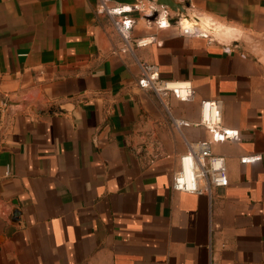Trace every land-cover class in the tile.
Wrapping results in <instances>:
<instances>
[{
	"label": "crops",
	"instance_id": "crops-1",
	"mask_svg": "<svg viewBox=\"0 0 264 264\" xmlns=\"http://www.w3.org/2000/svg\"><path fill=\"white\" fill-rule=\"evenodd\" d=\"M180 1L239 45L155 26L143 0H0V264H264V0ZM116 21L151 42L121 52ZM141 63L193 100L141 88ZM203 99L237 141L195 124ZM201 139L227 184L174 189Z\"/></svg>",
	"mask_w": 264,
	"mask_h": 264
},
{
	"label": "built area",
	"instance_id": "built-area-1",
	"mask_svg": "<svg viewBox=\"0 0 264 264\" xmlns=\"http://www.w3.org/2000/svg\"><path fill=\"white\" fill-rule=\"evenodd\" d=\"M151 3V2H150ZM148 9L146 19L158 27H166L174 24L180 34L185 36L203 37L209 40L214 39L206 29L198 26L194 21H186L176 16L171 17L165 13L170 11L162 8L164 18H158L157 5L151 3ZM98 12L106 11L109 13L116 10H109L99 5ZM170 17V18H169ZM172 18V20H171ZM127 20V19H125ZM115 26L121 34L124 46L121 52L131 50L132 46H143L151 42V37L130 40L126 26L121 21H116ZM226 49H228L226 47ZM141 75L137 84L141 88L151 89L160 99L169 94L174 95L179 100L191 101L195 96V90L189 81H168L160 78L157 66L153 64L141 63ZM220 101L217 99H203L200 101V118L195 124L202 125L210 134L211 141L239 139L237 129L226 128L221 123L219 106ZM176 125H188L189 123L180 120L175 122ZM210 140L201 139L188 145L186 152L178 157V168L173 174L172 186L176 190L194 192L197 194L209 193L212 187L225 186L227 184L226 167L224 157L215 155L210 152ZM258 155H244L240 158L242 163L253 162L258 160Z\"/></svg>",
	"mask_w": 264,
	"mask_h": 264
},
{
	"label": "water",
	"instance_id": "water-1",
	"mask_svg": "<svg viewBox=\"0 0 264 264\" xmlns=\"http://www.w3.org/2000/svg\"><path fill=\"white\" fill-rule=\"evenodd\" d=\"M148 1L155 4V5H158L160 7H164L169 11H173L177 14H181V15L187 17L189 20L194 21L198 26L209 29L208 25H203V23H199V21L196 18L197 16L187 13V9H188L187 4L181 2L180 0H148ZM239 42H240V40H235L233 44L235 46H238ZM8 104L14 106V105L20 104V102L10 100L8 102Z\"/></svg>",
	"mask_w": 264,
	"mask_h": 264
},
{
	"label": "rangeland",
	"instance_id": "rangeland-1",
	"mask_svg": "<svg viewBox=\"0 0 264 264\" xmlns=\"http://www.w3.org/2000/svg\"><path fill=\"white\" fill-rule=\"evenodd\" d=\"M144 2H145V4H147V2H149L148 0H143ZM157 8H163V7H160V6H158L157 5ZM187 13H189V14H193V15H195V16H197V17H202L201 18V20L203 21V25H209L208 24V22H207V19H203V18H209V17H207V16H205V15H203V14H200V13H198V12H196L195 10H193V9H191L190 7H188V9H187ZM170 14H171V16L172 17H174V16H176V17H178V18H180V19H187V20H183V23H185L186 21H191V20H189L187 17H185V16H183V15H181V14H177V13H175V12H173V11H170ZM212 20V22H219L218 20H216V19H214V18H211ZM193 22V21H192ZM219 23H222V22H219ZM222 24H224V23H222ZM210 26V25H209ZM208 27V26H207ZM202 28V27H201ZM203 29H206V31L214 38V39H217V40H221V41H229V40H231V39H237V40H241L242 38H243V36L242 35H239V33H236L233 37L231 36V37H226V36H222V35H220V34H216L215 32H212L211 30H209L208 28H203Z\"/></svg>",
	"mask_w": 264,
	"mask_h": 264
},
{
	"label": "bare ground",
	"instance_id": "bare-ground-1",
	"mask_svg": "<svg viewBox=\"0 0 264 264\" xmlns=\"http://www.w3.org/2000/svg\"><path fill=\"white\" fill-rule=\"evenodd\" d=\"M197 18V20L199 21V23H203V21L201 20V18L200 17H196ZM217 29H219V27H217ZM211 30V29H210ZM214 30V29H213ZM214 31H216V30H214Z\"/></svg>",
	"mask_w": 264,
	"mask_h": 264
}]
</instances>
